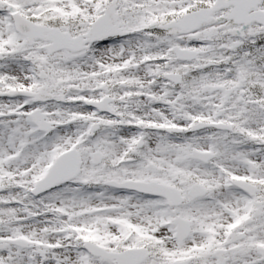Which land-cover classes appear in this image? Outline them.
<instances>
[{
    "label": "snow or ice",
    "instance_id": "obj_1",
    "mask_svg": "<svg viewBox=\"0 0 264 264\" xmlns=\"http://www.w3.org/2000/svg\"><path fill=\"white\" fill-rule=\"evenodd\" d=\"M0 264H264V0H0Z\"/></svg>",
    "mask_w": 264,
    "mask_h": 264
}]
</instances>
